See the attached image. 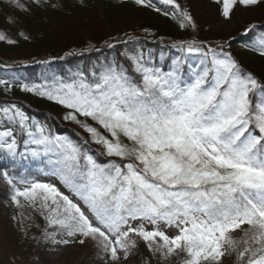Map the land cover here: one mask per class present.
<instances>
[{
    "label": "snow or ice",
    "instance_id": "snow-or-ice-1",
    "mask_svg": "<svg viewBox=\"0 0 264 264\" xmlns=\"http://www.w3.org/2000/svg\"><path fill=\"white\" fill-rule=\"evenodd\" d=\"M42 2L9 0L23 12ZM161 2L175 9L181 28H195L176 0ZM213 2L228 19L236 4L261 0ZM134 3L161 11L150 0ZM0 41L13 43L3 33ZM178 49L185 55L167 71L124 54L130 69L113 60L44 88L25 86L68 109L64 118L87 138L60 136L15 105L0 108V151L13 161H39L67 190L0 176L13 205L21 207L23 198L39 208L51 229L44 239L91 241L111 264H126L136 238L157 257L185 253V264H220L226 253L237 264H264V79L223 45L188 41ZM255 50L264 56V38ZM161 224L176 233L166 234ZM236 230L243 233L239 241L231 236Z\"/></svg>",
    "mask_w": 264,
    "mask_h": 264
},
{
    "label": "trees",
    "instance_id": "trees-1",
    "mask_svg": "<svg viewBox=\"0 0 264 264\" xmlns=\"http://www.w3.org/2000/svg\"><path fill=\"white\" fill-rule=\"evenodd\" d=\"M150 3L161 11L152 6H138L134 0H43L39 7L23 12L11 6L9 0H0V33L13 41L11 44L0 41V108L15 105L30 119L60 136L73 140L87 138V133L64 118L68 109L24 88H44L57 79L75 78L78 72L87 75L94 66L113 60L130 69L124 54L142 56L145 61L169 70L173 60L184 55L178 46L193 39L192 27H180L173 18L175 9L172 6L164 5L161 0H150ZM180 7L183 9L182 5ZM107 29L114 34L111 40ZM262 38L264 26L256 25L246 39L206 44L223 45L244 69L264 79V56L255 50ZM183 70H187L186 62ZM89 146L94 153L98 149L97 145ZM0 160L17 180L22 176L29 178L32 172L44 168L39 161L31 159L13 161L2 151ZM10 196L11 193L0 191L1 202L7 200L11 205L8 212L5 209L10 225H2L0 221V243L16 242L30 253L44 237L45 230L51 229L39 208L27 206L23 198L20 199L24 206L18 208L12 204ZM231 236L239 241L243 233ZM136 240L137 249L126 264H185L187 256L179 250L166 257H157ZM84 246L85 250H93L97 258L104 256L93 242L88 241ZM0 264L9 263L5 257H0ZM69 264L90 263L84 254ZM220 264H237L235 254L228 253Z\"/></svg>",
    "mask_w": 264,
    "mask_h": 264
},
{
    "label": "rangeland",
    "instance_id": "rangeland-1",
    "mask_svg": "<svg viewBox=\"0 0 264 264\" xmlns=\"http://www.w3.org/2000/svg\"><path fill=\"white\" fill-rule=\"evenodd\" d=\"M176 2L182 5L183 9L191 15L195 23V28L191 26L193 39L189 41H196L197 43L203 42L206 44L209 41L225 42L238 38L246 39L249 34V29L256 25L264 26V0H261L257 5L248 7L236 4L230 12V18L228 19H225L221 15V5L214 3L213 0H176ZM107 36L109 40L114 38L113 32L108 29ZM3 123L4 122L0 120L1 127ZM42 169L43 167H40L38 170L32 172L28 179H34L44 183H54L62 192L67 194L59 184V181L47 176ZM4 172L14 177L13 172L6 170L5 167L2 166L0 160V176H2ZM0 191L11 193L10 186L2 179H0ZM1 201L2 200H0V221L2 225L9 226L11 222L5 213L9 211L11 205L7 200L6 202ZM23 203L24 202L21 200L22 206L20 208L24 206ZM5 209H7V212H5ZM146 227L151 230V225H147ZM243 227L246 228L247 226L245 225ZM160 228L170 236L176 233L174 228H166L163 224L160 225ZM240 233H242L240 230H236L231 234L236 235ZM56 238L61 239L60 236ZM140 241L144 243L142 240ZM84 245L85 244L79 243L54 245L43 237L40 243L36 245L35 250L29 253L18 243L8 240L0 243V257H5L9 264H69L73 261H77L85 254L90 264H111V261H107L104 256L97 258L93 250H85ZM227 254L228 253L221 259Z\"/></svg>",
    "mask_w": 264,
    "mask_h": 264
}]
</instances>
